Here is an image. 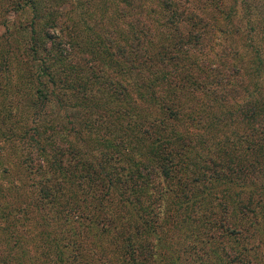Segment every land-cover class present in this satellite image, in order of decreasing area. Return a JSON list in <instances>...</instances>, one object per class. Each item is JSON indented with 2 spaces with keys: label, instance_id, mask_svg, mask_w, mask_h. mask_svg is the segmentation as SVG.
<instances>
[{
  "label": "rangeland",
  "instance_id": "1",
  "mask_svg": "<svg viewBox=\"0 0 264 264\" xmlns=\"http://www.w3.org/2000/svg\"><path fill=\"white\" fill-rule=\"evenodd\" d=\"M22 2L23 0H0V264H48L44 257V245H48L47 241L54 244L52 240L61 237L63 230L69 227L68 222L73 225L76 229L73 231L81 239L82 252L85 251V246H88L90 249L93 248L97 256L101 254L106 258L108 264L110 259L114 263L122 264L118 260V249L114 250L111 233L135 219V209L131 208L135 205V198L142 201L136 205L141 206V213L146 212L148 217L156 220L153 223L156 235L150 238L154 239L153 249L156 251L151 256L142 258L145 253L143 249L138 252V257H130V263L140 261L143 264H166L171 257L165 243L170 244L169 241L172 240L175 251L183 245H188V248L194 247L190 249L189 254L182 252L183 260L190 264H241V260L235 257V253L240 251L243 259L244 256L245 259H251L248 264H264V233L259 232L264 228V217L260 216L263 214L260 210L261 204L252 205L256 207L255 213L250 212L254 214L252 218L240 216L239 213L222 219L217 215L218 217L213 218V227L210 224V229H205L203 219L209 211L205 209L204 202L199 201V204L189 206V211L192 208L194 212L192 216L184 218L186 206L183 202L186 203L188 199L183 195H176V189L170 186V180L162 179L156 171L137 180L140 174L138 168L129 167L128 171L123 169L121 173L128 174L122 179L127 178L128 181L119 183L120 188L114 189L111 197L105 195L101 200L103 203L98 202L95 197V207H90L92 209L90 213L102 219L100 225L104 229L80 224L72 216L71 220L65 219L69 212V205L66 204L53 215L59 218L56 226H52L51 229L48 227L50 233L48 240H45V235H41L43 228L40 222H36L33 211L32 214L23 215L15 208L19 205V200L27 198L28 192L32 189L26 171L29 163L27 156L31 148L28 137L23 139L21 136L27 128L37 125L42 130L47 123L64 122L66 127L51 133L52 137L47 138L42 134V145L47 144L50 148L48 143L55 140L66 147V141H74L85 151V146L72 137V132L67 131L71 126L67 121L72 119L78 128L76 130L79 131L78 136L88 137L90 134L96 139L104 140L103 143L109 140L113 143L118 141L120 144L127 136L125 129H117L115 125L116 120L123 121L120 117L121 112L117 111L118 115L106 113L105 117L96 113H86L88 112L86 108L94 103L101 107L100 103L105 98L100 93L92 92L96 95L84 106L85 109L80 106L74 113L71 105L77 102L81 92L72 88L78 86L80 89L82 82L89 76L92 89L113 90L118 95L116 99L125 101V107L127 104L131 105L129 101L135 100L140 109L139 104L144 103L142 101L144 98L140 95L143 88L148 87L154 78H162L164 74L172 71L171 61L177 58L180 72L187 73L190 80L198 79L209 90L204 95L195 92L196 99L187 97L184 91V86L188 85L187 80L179 82L177 87L181 90H178L173 88L174 81L171 76V79L155 86L159 101L157 100L158 103L155 101L149 109L150 114L155 116V119L162 116V114L159 116L161 112L159 103L165 101L166 95V102L169 105L174 104L173 109L179 115L177 119L179 122L177 121L175 128L180 134L184 135L186 132L194 136L191 137L193 139L190 151L196 150L210 158H219L216 155L220 154L221 159L227 150L235 155L233 162L237 165L248 164L247 156L240 157L239 160L240 153L244 152L240 149L243 140L249 137L248 132L253 126L264 124V107H260L264 106V0H36L35 11L40 18L36 29L40 34V40L45 39L43 23L52 12L51 16L57 18L56 26L51 30L59 37L56 40L65 38L75 43L69 46L74 56L70 60L73 62V72L68 77L69 80H60L56 87L51 86L48 81L47 104L40 118L35 117L33 112L20 113L17 106L25 104L31 98L34 99L37 86L33 76L36 70L35 60L31 59L28 53L33 13L23 5L19 8L24 7L23 10H14ZM75 26L80 33L88 36L90 32L98 31L102 40H106L108 44L112 43L114 59L109 61L104 52H101L103 45L97 52V59H93V53L86 51L87 44L82 43V39L75 38L77 35L72 31V27L75 29ZM16 27H20L19 31ZM60 27L63 28V32H60ZM53 51L57 49L54 48ZM170 56L174 58L169 59ZM258 59L262 61L259 77L250 70L251 65L246 66L254 61L259 62ZM91 63L95 65L96 72L88 68L85 77L84 67ZM175 74L173 71L171 75ZM64 75L62 73L60 77ZM96 75L102 78H97ZM256 86L259 87L258 91ZM65 88L68 89L64 96ZM145 104L147 106V103L143 105ZM116 105L113 101L111 104L109 102L107 112L110 109L116 111ZM252 106H256L257 109L260 107V113L254 117L251 113H246L248 107ZM242 107L243 110L246 109L245 116L240 109ZM142 108L138 112L139 116L153 122L154 119L147 113V108H143L146 115L142 113ZM124 110L129 114V109ZM165 111H169L166 110V106ZM210 111L218 114L208 116ZM192 113L194 117H191ZM57 121L60 122L56 123ZM86 123H89L91 130L85 127ZM149 125L145 124L143 127ZM196 138H203L200 146L195 145L198 144ZM124 141V146L120 144L121 157L126 158L125 161L131 164L128 154L139 158L141 149L139 145L130 148L135 141L129 146H126L127 142ZM101 142L99 140L91 144L93 150L88 151L86 158L83 157L84 161L92 163L90 168L94 171L93 175L98 173L100 176L103 172L97 162L103 159L100 152ZM231 145L234 150H230ZM110 155L113 156L111 162L115 164L116 152H110ZM37 162L39 161L31 163ZM215 167L212 175L209 174L211 170L202 167L200 179L193 181L192 193H200V187L204 185L215 187L217 177L214 175L219 166ZM129 173L134 178H128ZM203 174H206L205 179ZM256 176L261 177L258 171ZM249 177L252 179L250 174ZM122 191L126 198H131L126 202L130 206L119 205L122 200L118 192ZM78 192L80 194L81 190L78 189ZM215 193H218V196L214 194L212 200L216 213H219L221 208L219 203H223L224 197L230 194H224L220 190ZM241 196L246 199L245 193ZM179 201L182 202L178 204ZM231 207L232 205L229 206L230 209ZM54 208L56 207H51L50 211L53 212ZM224 219L228 227L214 228ZM252 221L254 224L249 225ZM148 234V231L142 228L135 239L137 244H145ZM207 238H210L209 242L205 241ZM132 242L134 241H127L125 245ZM253 242H260V245L251 248Z\"/></svg>",
  "mask_w": 264,
  "mask_h": 264
},
{
  "label": "trees",
  "instance_id": "2",
  "mask_svg": "<svg viewBox=\"0 0 264 264\" xmlns=\"http://www.w3.org/2000/svg\"><path fill=\"white\" fill-rule=\"evenodd\" d=\"M35 3L36 0H23V2L20 5H17V7L14 9L15 11H21L24 9V7L21 9L19 8L23 5L27 6L30 12L33 13V17L30 21V42L28 44V53L30 58L35 60L36 70L33 72V76L37 85L35 98H31V100L25 104L17 106L20 108V113L33 112L35 117L40 118L43 113V108L47 104V94H49V91L46 87V84H48V81L52 84L51 86L56 87L59 85L58 83L60 80H69L68 77L71 76L70 74L73 72V62L70 60L73 59L74 56L73 52L71 53L69 50V46L74 45L75 43L69 40L67 41L65 38L59 39L58 41L56 40V38L59 37H57L56 34H54L51 30H53L52 28L56 26L55 24L57 22V18L55 16H51L52 12L47 15L48 19L43 23V33L45 39L41 41L39 37L40 34H38V30L36 29V24H38L40 18L35 11ZM4 25H6V23H4ZM19 28L20 27H16V30ZM61 31L63 32L62 27H60V32ZM72 31L75 35H77L75 38L82 39V43L87 44L86 51L93 53V59H97V52H99V48L102 45L103 48L101 52H104L103 54L106 56V58L109 61L114 59L115 53L112 51V43L108 44L106 40H102V37L99 36L98 31H93L92 33L90 32L89 36L83 32L80 33L76 26L75 29L72 27ZM54 48L57 49V51H53ZM234 57H236V55ZM168 58L173 59L174 57L170 56ZM177 60L178 58L171 61L173 63L172 71L164 74L162 78H154L148 87L146 86L143 88V91L140 95L144 98L142 101L147 103V106L146 104L143 105L144 103L141 104L142 106L139 104L140 109L135 104V100L129 101L131 105L127 104V107H125V101L116 99L118 98V95L115 94L113 90L104 91L92 89L91 81L88 75V79L82 82L81 87H79L80 89H78V86H75L74 88L71 87L73 90L81 92L77 102H74L71 105V107L74 108V113L77 112L78 107L80 106L85 109L84 106H86L88 102H90V100L96 95L92 92L97 94L100 93L101 95L105 96V98L104 101L100 103L101 107L97 103H94V105H90L88 108H86V111H88L86 113H96L97 115H102L105 117L106 113L118 115V112H121L120 117L123 119V121L116 120L115 125L116 128L118 127L117 129H125V134L127 136L125 139L121 140L120 144L124 146V140H126V146H129V144L135 141V144L130 145V148L135 147V145H139L141 149L139 158H135L133 155L130 156L127 153L129 159L131 160V164L125 161L127 160L126 158L121 157L122 150L118 141L113 143L109 140H106V142L103 143L104 140L96 139L90 134H88V137H80L77 135L79 131L76 132L78 128L72 119L71 121H67V123H71V126L67 128V131L72 132V137L79 140L85 146V151L82 150L81 146L76 144L74 141H66V147L64 144H60L55 140H50L48 143L50 148L47 147V144L42 145V134H44V137L47 138L52 137L51 133H55L56 131L58 132L66 127L64 122L62 124L59 123L60 121L56 122L59 124L52 122L47 123V125H45L42 130H40L39 126L37 125L31 126L22 133L21 136L23 139H26V136L28 137V144L31 148L29 150L27 160L29 163L36 162L37 160L39 162L34 164L31 163L30 165L29 163L27 164L26 171H28L32 189H30L28 192L27 198L19 200V205H16L15 208L18 211H21L23 215L26 213L32 214L33 211L36 222H40L43 228L41 229V235H45V240H48L50 229L52 226H56L57 219L59 218L53 217V215L56 214L57 210L62 209V205L66 206V204L69 205V212L67 213L65 219L71 220L70 216H72L75 217V221L80 224L84 223L104 229L102 225H100L102 219L95 215L92 216L90 213L92 209L90 207H95V197L98 202L103 203L101 200L105 198V195L111 197L112 191L114 189L120 188L118 186L119 183H125L126 180L128 181L127 178L122 179V177H126L128 173H121V170L126 169L128 171L129 167L138 168L140 170H138L140 174L137 176V180L140 177L144 178L146 174L154 171H156L157 175H159L162 179L170 180V186H174L176 189V195H183L188 199L186 203L183 202V204L186 206L184 218L192 216L191 214L194 212V209L192 210V208L189 211V206L192 207L196 204H199V201L204 202L205 209L207 208L209 211L205 214V219H203L205 220V229H210V224L213 227V218L218 217L217 215H219V219H222L227 218L229 215L233 216L236 213H239L241 214L240 216L252 218L254 214H250V212L253 211L255 213L256 210V207L252 205L257 203L261 204L260 210L263 212V214H260V216L264 217V124L253 126L249 132L247 131L249 133V137L243 140L244 143H242L240 149L244 152L240 153L239 160L243 156H247L248 164H244V166H242L233 162V156L235 155L229 153L227 150L224 152L225 154L221 159L220 154L216 155L219 158H210L203 156L196 150L190 151L189 149L192 147L190 145H192L193 139L191 137L194 136L192 133L188 135L186 132H184V135L180 134L177 128H175V125L178 124L177 121L179 122V120H177L179 115L178 112L173 109L175 105L171 102V105H169L166 102V95L165 101H160L159 103V110L161 111L159 116L161 114L162 116L159 119H155V116L150 114L149 109L155 104V101H159V96L156 92L155 86H157L162 81L166 82L167 79H171V76L174 81L173 88L175 87L178 90H181L180 87H177L180 84L179 82L182 83V81L187 80L186 82H188V85L184 86V91L187 97L196 99L194 95L195 92H199L204 95L209 90V88H207L206 85L201 84L198 79L192 78L190 80L187 73L180 72V68L177 65ZM258 61L259 62L254 61L252 64H247L246 66L251 65L249 66L250 70L259 77L260 70H262V61L259 59ZM94 67L95 65L92 63L87 67H84L86 69L85 77L87 69L89 68L91 71H95ZM173 71L176 73L175 75H171ZM62 73L65 75L60 77ZM96 76L97 78H102L100 75ZM168 84L172 85V83L170 84L169 82ZM67 89L68 88H65L63 90L64 96L67 93ZM256 90H259L258 86H256ZM52 92L53 91H50V93ZM117 92L119 93V91ZM60 98L62 99V97ZM139 98L141 100V97ZM112 101L114 104H117V109L116 111L110 109V111L107 112L108 103L110 102L111 104ZM78 102H81L79 103L81 105H79ZM165 106L166 110H169L168 112L165 111ZM141 107L147 108L146 111L149 113L151 118L154 119L153 122L145 119L143 116H139L138 112H140ZM260 107L263 108L264 106ZM143 108L142 113L146 115L145 109L143 110ZM259 108L257 109L256 106H252L250 108L248 107L246 113H251V116L254 117L260 113ZM84 109L83 111L85 112ZM124 109H129V114L128 111L126 112ZM240 109H242L245 116L246 109L243 110V107ZM67 114L70 115V113ZM217 114L218 113H213L210 111L208 116ZM73 116L74 118L76 117L74 114ZM142 117L144 119H142ZM191 117H194L193 113ZM215 118L216 117L214 116L213 119L215 120ZM145 124L150 125L143 127ZM84 125L88 128V130H91L88 126L89 123ZM202 139L203 138H198V144L195 145L200 146L202 144ZM99 140L102 141L100 152L102 153L103 159L97 162V165L101 167L103 174L100 176L98 173H95V176L93 175V169L90 168L92 163L84 161L83 157L86 158L88 151L93 150L91 144ZM230 150H234L232 145ZM110 152H116V155H114V161L117 165L111 162L113 156L110 155ZM92 160L94 159L92 158ZM110 165L112 166L110 167ZM215 166H219L216 175H214L217 177V183H215L217 190L214 186L211 187L204 185L200 187V193H192V188L194 187L193 181L200 179L202 167H204V169L211 170L209 174L212 175L213 170H216ZM256 171H258L259 176L262 178L256 176ZM130 172L134 173L132 171ZM249 174L252 176V179H250ZM129 175L130 176L128 178H134V176L132 177V174L129 173ZM133 175H135V173ZM205 177L206 174H203V179H205ZM78 189L81 190L80 194ZM218 190L224 194L229 193L230 196H225L223 199L224 202L219 203L221 208L219 213H216L212 199L214 194H217L216 196H218V193H215ZM190 191L192 194H189ZM118 193L119 198L122 200L119 205L121 204L125 206V204H127L130 206L126 202L131 198H126L124 196V191ZM242 193H245V196L248 194V198L246 196V199H248L247 201L241 196ZM135 200L136 202H134V207L133 205L131 206L132 209H135L134 212L136 213L135 219L133 218L131 220L133 223H125L123 228L116 229L111 233L114 250L118 249V260L121 261L122 264H143L140 261L139 263H130V257H138V252H141L143 249H145V253L142 255V258H146L148 255L151 256L154 251H156L155 248L153 249V245H155L153 243L154 239H150L156 235V231L153 226V223L156 220L150 216L148 217L145 214L146 212L141 213V206L138 207L136 205L142 201L136 198ZM181 202L182 201H179L178 204ZM230 205H232L231 209L229 208ZM51 207H56L54 208L53 212L50 211ZM201 209L204 210V208ZM67 224L69 227L66 230H63L61 237H55L52 240L55 242L54 244H51V241H47L48 245H44V257L48 264H108L106 261L107 259L101 254L97 256L93 248L90 249V247L85 246V251L82 252L83 247L80 242L81 239L79 236H76V232L73 231L76 229L73 228V225L70 224V222ZM253 224V221L249 223V225ZM49 226L50 229H48ZM224 226L228 227V225H225V219L218 223V225H216L214 228ZM142 228L148 231V240L145 244L142 245V243H139L138 245L137 240L135 241V239L138 233L141 232ZM109 232L110 229H108L107 233ZM259 232L260 234L264 233V228L260 229ZM161 236L162 235L160 234V237ZM209 240L210 238L205 239L207 242H209ZM121 241L123 244H121ZM127 241L134 242L125 245V242ZM169 243L170 244L165 243V245L168 249V251H166L171 258L170 261L166 262V264H190L188 261L183 260L182 252H188L189 254L190 249L192 250L194 247L188 248V245H183V247H180L177 251H175V248L172 247V240H170ZM259 245L260 242H256L251 244V248H257ZM243 248L245 249L248 247ZM42 253L43 251L41 254ZM235 257L241 260V264H248L251 260L247 258L245 259V256L243 259L241 251L239 253H235ZM110 264H118V262L114 263L110 259Z\"/></svg>",
  "mask_w": 264,
  "mask_h": 264
}]
</instances>
